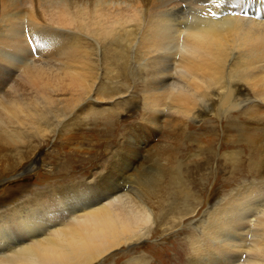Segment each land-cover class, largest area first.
I'll return each mask as SVG.
<instances>
[{
	"label": "bare ground",
	"instance_id": "6f19581e",
	"mask_svg": "<svg viewBox=\"0 0 264 264\" xmlns=\"http://www.w3.org/2000/svg\"><path fill=\"white\" fill-rule=\"evenodd\" d=\"M1 5L16 13L0 15V24L6 23L0 26V147L20 145L27 134L47 140L68 119L77 132L70 140H77L82 128L75 125L92 112H111L114 118L123 113L124 94L131 90L121 78L142 84L143 115L140 125L120 136L98 176L43 188L0 212V264H107L114 252L161 227L162 199L170 187L178 188L174 196L191 198L188 188L176 185L177 166L170 170L168 190L160 181L140 195L133 172L141 152L159 137L158 123L184 125L246 108L251 118L260 115L254 108L264 105V0H5ZM36 12L39 18L44 13L46 21L40 22L55 24L52 33L36 32ZM25 18L37 34L32 47L23 35ZM108 59L120 69L110 71ZM240 131L253 143L251 128ZM157 147V153L164 148ZM170 148L158 158L171 159ZM260 151L264 158V146ZM262 186L240 188L198 219L200 200L177 211L174 225L194 219L188 225L189 264H264Z\"/></svg>",
	"mask_w": 264,
	"mask_h": 264
},
{
	"label": "rangeland",
	"instance_id": "374dc122",
	"mask_svg": "<svg viewBox=\"0 0 264 264\" xmlns=\"http://www.w3.org/2000/svg\"><path fill=\"white\" fill-rule=\"evenodd\" d=\"M4 1L0 0L1 16L2 13L6 14V10H10L6 15L13 11L1 5ZM146 7L150 9L149 5ZM38 14L36 12L35 21L38 24L36 32L52 33L51 29L55 27V24L40 22V20L46 21V18H44V13L42 19ZM2 22L4 21L2 20ZM5 24V22L3 25L1 23L0 26ZM22 24L24 38L28 42V46L32 47L36 44L34 40L37 34L26 27L28 24L26 18ZM43 27L45 28L43 29ZM128 53L126 50L125 54ZM108 61L110 71L116 72L117 68L120 69L121 65L118 62L112 63L109 59ZM14 81H17L15 77L12 79V83ZM121 81L128 83V90H131L129 95V92L124 94L125 112L123 111L120 115L117 113L115 118L116 115L111 116V112H92L85 121L83 120L82 125L81 123L75 125L77 130L82 128L78 131L82 135L80 134L77 140H70L71 134L77 132L72 128V121L68 119L47 140L27 134L22 141L24 143L20 145L0 147V212L16 206L29 194L33 193L32 195H34L43 188L69 185L82 181L84 176L87 179L94 178L106 170L112 158L110 150H116L120 136L134 124L140 125L142 121V84H133L126 78H121ZM131 84L135 87L134 90ZM4 89L6 90V87H3ZM254 109H257L260 115L252 116V118L249 109L246 108L236 112L232 111L223 118L204 115L202 121H189L184 124L185 126L178 123L181 127L177 126V121L170 122L173 126L169 122H164L165 125L157 124L158 127H161H159L161 133L151 146L152 148L149 147L145 152H141L140 157H143L144 160L140 159L142 163L139 162L138 168L133 172L138 189L141 186L140 195L160 181L161 187L166 189V186H169L170 170L173 169L172 166H177L178 171L180 170L178 172L180 178L176 181V185L182 184L188 188L191 198L186 201L174 196L175 190L177 191L178 188L170 187L167 194L171 195L170 202L166 199L167 195L162 199L164 212L158 223L161 227L156 228L154 232L152 230L146 239L136 241L114 252V258L107 264H189L193 251L187 240L191 232L188 225L194 219L185 220L186 222L182 226L180 225L181 227L177 224L174 225L178 215L177 211L185 209L184 204L195 206V201L200 200L203 206L200 207V215L195 218L198 219L208 206H213L222 199H228L233 193L239 192L240 188L253 184L264 187V158L260 151L264 146V105H255ZM141 126L145 129V126ZM246 126L253 130L254 136L256 133L253 143H246L241 135L240 129L247 128ZM172 141L174 146H171ZM160 142L163 143L165 149L170 148V145L174 150L172 162L171 159L165 160L161 156L158 158L161 152L165 151L164 148L160 149V146L162 147ZM154 145L159 147L157 150H163H159L160 152L157 153ZM82 159L83 161H80ZM160 162H163L162 165ZM155 176H157V180H154ZM168 202L171 203L172 209L170 205H167Z\"/></svg>",
	"mask_w": 264,
	"mask_h": 264
}]
</instances>
